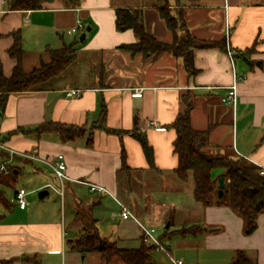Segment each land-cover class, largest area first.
<instances>
[{
	"label": "crops",
	"instance_id": "obj_1",
	"mask_svg": "<svg viewBox=\"0 0 264 264\" xmlns=\"http://www.w3.org/2000/svg\"><path fill=\"white\" fill-rule=\"evenodd\" d=\"M9 1L0 0V58L6 77L16 65L8 55L14 31L23 38L26 72L49 62L48 49L76 44V58L34 90L10 96L0 120V144L14 151H5L7 166L17 168L20 179L30 176L36 190H48L46 197L54 192L65 208L63 214L51 215V209L27 200L22 210L14 192L7 214H0V261L124 264L118 258L107 263L99 253H79L74 243L94 232L120 249H140L139 224L155 228L158 223L156 235L184 264H233L239 251L264 264V214L256 231L246 235L243 218L219 201L220 172L214 202H198L192 175L182 180L177 174V132L169 128L191 101L193 128L209 131V154L242 158L264 168V0H170L173 13L182 14L195 38L226 46L196 50L194 75L188 74L182 58L169 53L154 61L119 50L138 38L132 29H118V9H141L146 30L160 41L173 42L156 0H80L75 7L56 1L37 11H10ZM228 42L236 52V73L246 76L238 85L235 106L222 101L234 81ZM72 90L80 96H68ZM137 90L142 97H132ZM46 123L84 128L85 133L67 143L55 132L9 136ZM152 123L162 129L150 127ZM138 137L152 148L151 158ZM60 155L68 176L63 195L52 168L42 162L55 163ZM90 184L107 192H92ZM120 203L137 222L121 217ZM156 251L150 264H172L164 252L165 260H157Z\"/></svg>",
	"mask_w": 264,
	"mask_h": 264
},
{
	"label": "trees",
	"instance_id": "obj_2",
	"mask_svg": "<svg viewBox=\"0 0 264 264\" xmlns=\"http://www.w3.org/2000/svg\"><path fill=\"white\" fill-rule=\"evenodd\" d=\"M56 1H61L70 7L78 6L80 2V0H10L8 10H43ZM156 2L161 7L160 16L167 29L173 33V42L160 41L146 30L141 9H118L116 11L118 29H132L138 38V42L135 44L119 47L120 51L132 57L142 56L154 61L161 55L169 53L182 58L188 74L194 75L197 72L194 66V52L196 50L226 49L224 44L195 38L189 32L182 14L173 13L170 0H156ZM179 32H183L184 35H180ZM11 36L13 44L8 49V55L16 60V65L13 68L12 75L6 77L0 58V120L4 115L10 96L34 90L42 83L61 74L76 58V44H71L60 50L48 49L49 62L26 72L23 69L24 49L21 32L19 30L14 31ZM193 108V103L187 101L185 112L179 114L169 126L177 132V138L174 142V152L179 160L177 174L182 180H187L192 175L195 185V199L200 203L210 205L216 197V172H220L221 176L226 177L229 182L226 185L224 197L219 201L225 202L236 214L243 218L244 232L246 235H251L257 229L258 217L264 214V175L260 174L259 167L242 158H233L223 154H209L206 151L209 131H198L193 128L191 123ZM31 132L38 134L55 132L60 135L63 142L67 143L82 137L85 129L46 123L33 130L19 129L9 133V136L16 133L28 134ZM138 139L146 156L151 158L152 148L147 140L140 137ZM0 142H4V140L1 139ZM7 159H9V153L0 149V167L2 162ZM124 159L125 153L123 151ZM19 177V170L13 166H7L4 172H0V204L8 209L12 204L6 199L4 188L13 189L16 192ZM2 218L0 216V221ZM74 244L77 252L82 254L99 253L107 263H110L113 258H118L124 264H150L153 251L152 248H148L144 244L140 249H120L116 243L109 242L94 232H88L76 240ZM8 263L0 261V264ZM233 264L256 263L250 260L243 251H239Z\"/></svg>",
	"mask_w": 264,
	"mask_h": 264
},
{
	"label": "built area",
	"instance_id": "obj_3",
	"mask_svg": "<svg viewBox=\"0 0 264 264\" xmlns=\"http://www.w3.org/2000/svg\"><path fill=\"white\" fill-rule=\"evenodd\" d=\"M79 28H82L81 23L79 24ZM70 33H72V34L76 33V29H72L70 31ZM227 54H228V57H229L231 64H232V69L234 72V81H233V84L228 88V92H227L226 96L222 99V101H223V103H225L227 105L235 106L237 103V97H238V90H237L238 85L246 79V76L245 75H238L236 73V67H235L236 52L230 47L229 42L227 44ZM142 95H143L142 91L137 90L132 94V97L140 98V97H142ZM68 96L79 97L80 94L77 91L72 90V91L68 92ZM149 126L150 127L153 126V127H157L159 129H162L161 127H158L156 125V123L149 124ZM0 149L9 152L11 155L14 154V151L6 149V147L3 144H0ZM27 158L37 159L36 157H33V156L32 157L30 156ZM42 162L47 164L48 166H50L52 168L56 178L59 180V184H60L59 193L61 195H63L64 183L66 180H68V176L66 175L67 165H66V162L64 160V157L62 155H60L58 157V160L55 163H52L50 161H45V160H42ZM8 164H9V162H7V161L2 163V165L0 167V172H4L6 170V167ZM259 168H260V174L264 175V168L263 167H259ZM89 186H90V190L92 192H97V193L107 192V190L103 187H100L97 185H91V184ZM27 196H28V192L24 188H19L16 190L15 202H16L17 206L19 207V209L24 210L28 206ZM119 205H120V209H121L120 215L124 220L133 219L137 222L136 218L129 211V209L127 207H125L121 203ZM139 226L142 230V242L146 247L152 248V249L157 250V251L164 252L171 259L172 264H184V262L182 260L174 259L170 255L169 251L166 249V247L162 244V242L160 241V239L156 235L157 230L155 228L147 227V226H144L142 224H139Z\"/></svg>",
	"mask_w": 264,
	"mask_h": 264
},
{
	"label": "rangeland",
	"instance_id": "obj_4",
	"mask_svg": "<svg viewBox=\"0 0 264 264\" xmlns=\"http://www.w3.org/2000/svg\"><path fill=\"white\" fill-rule=\"evenodd\" d=\"M184 35V33L182 34V36ZM129 55V54H128ZM131 56V55H130ZM31 177H22L21 179H19V182L16 186V189L19 188H24L27 192H29L28 196H27V200L30 201L32 203V205H34V207L36 206L39 209H43V210H49L51 209L52 211H49V213L51 215H56V214H63L65 211V208H63V204L60 203V198L54 193L51 192V194L46 197L44 200L39 199L38 197V192L39 190H36L34 186H32V182H30ZM5 191V197L6 199H8L9 201L12 202L13 199V195H14V190L13 189H9V188H4ZM13 213L15 212L12 211ZM0 214H7L5 212V207L0 204ZM155 228L158 230H161V225H159L158 223L154 224ZM163 252L160 251H156L155 253H153L154 256H156L157 260H165L164 255L162 254ZM91 258V257H90ZM95 260L90 261V263H93ZM116 261L118 263H122L121 261H118L116 259ZM88 263V262H86ZM89 264V263H88Z\"/></svg>",
	"mask_w": 264,
	"mask_h": 264
},
{
	"label": "water",
	"instance_id": "obj_5",
	"mask_svg": "<svg viewBox=\"0 0 264 264\" xmlns=\"http://www.w3.org/2000/svg\"><path fill=\"white\" fill-rule=\"evenodd\" d=\"M87 31H90V28L87 29ZM86 38V33H83L80 41L84 42ZM219 184V190H218V198L222 199L226 193V177L222 176L218 179ZM49 194L48 190H41L38 192L39 199L43 200L47 195Z\"/></svg>",
	"mask_w": 264,
	"mask_h": 264
}]
</instances>
